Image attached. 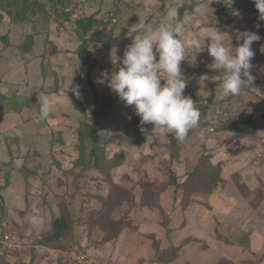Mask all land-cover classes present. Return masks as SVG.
<instances>
[{
	"label": "rangeland",
	"instance_id": "374dc122",
	"mask_svg": "<svg viewBox=\"0 0 264 264\" xmlns=\"http://www.w3.org/2000/svg\"><path fill=\"white\" fill-rule=\"evenodd\" d=\"M42 1H46L45 9L25 16L21 23L30 24L34 34L40 26L47 43L37 57L22 61L41 67L43 78L23 83L32 89V97H26L31 99V116L26 115L30 121L6 137L11 147L5 157L0 155V160L10 162L7 173H0V182L9 188L0 193V264H77L76 257L83 264H264V60L254 56L252 83L239 95H226L214 76L216 69L210 67L213 58L205 39L209 31L219 28L237 46L242 43L236 39L238 32L261 30L264 21L258 19L253 0H238L232 23H228L225 5L236 0H85L88 16L113 12L118 19L117 24L102 29L110 40L108 47L90 43L94 56L103 63L93 74L104 111L97 119V139L106 159L119 153L124 156L123 165L112 170L116 187L94 167L93 140L79 138L85 124L95 121L85 68L76 52L70 57L59 55L61 51L51 41L59 35L63 42L69 40L70 50L79 48L76 24L65 15L79 0ZM169 7H176L178 13L184 9L178 34H198L204 48L197 53L190 49L187 60L181 62L188 80L184 94L196 101L200 120L180 142L181 155L172 167L169 133L147 139L135 107L119 101L109 108L114 93L97 82L102 72L111 73L120 66L134 37L130 36L132 28L138 22L155 26ZM5 18L8 24V15ZM66 33L73 38L66 39ZM252 47L255 55L258 50L264 52V39ZM63 69L69 76L61 83L59 70ZM205 75L208 79L200 82ZM76 86L85 113L72 104L71 88ZM41 95L49 100L47 118L39 115ZM21 104L14 105L17 111ZM225 104L232 108L227 123L249 118L252 131L248 135L238 137L220 131L221 124L213 125L214 106ZM208 126L215 133L209 134ZM144 127L151 130L153 125ZM202 155L212 157L219 185L211 193L176 187L171 171L183 184ZM63 208L72 222L71 233L60 244L48 245L45 240ZM34 215L38 224L32 223ZM6 234L11 235L14 247L3 243ZM172 248L177 256L170 261L163 253Z\"/></svg>",
	"mask_w": 264,
	"mask_h": 264
},
{
	"label": "clouds",
	"instance_id": "9594fccd",
	"mask_svg": "<svg viewBox=\"0 0 264 264\" xmlns=\"http://www.w3.org/2000/svg\"><path fill=\"white\" fill-rule=\"evenodd\" d=\"M260 21H264V0H253ZM178 10L169 7L162 20L155 26L148 22H138L132 28V39L120 61V66L111 73L102 72L97 82L105 84L126 106H134L135 114L140 118L141 132L148 139L159 134H174L183 141L188 132L195 128L200 120V111L196 101L184 94L188 80L185 78L181 62L187 60V53L202 49L199 35L180 36L177 22ZM260 27L259 24L256 25ZM219 28L212 29L205 37L207 50L226 95H239L245 86L254 80L251 73L255 56L253 43L261 36L255 31L238 32L236 39L242 41L233 46L226 39L227 33ZM202 49V50H201ZM117 62V60H116ZM202 76L200 82L207 80ZM79 86L72 87L77 97ZM40 118L49 115V100L38 97ZM151 124L149 130L144 127ZM32 223L38 224V215L32 217Z\"/></svg>",
	"mask_w": 264,
	"mask_h": 264
},
{
	"label": "trees",
	"instance_id": "16d2710c",
	"mask_svg": "<svg viewBox=\"0 0 264 264\" xmlns=\"http://www.w3.org/2000/svg\"><path fill=\"white\" fill-rule=\"evenodd\" d=\"M49 2V0H48ZM85 0H79L77 2V6L74 8L64 9L62 10L65 15L71 19L76 24V31L79 40L81 41V45L76 51L78 59L80 60L82 66L85 68L86 75V83L89 85L93 92L94 97V109L93 115L95 116V121L93 123L85 124L84 130L81 131L79 138L82 142L86 140H93L95 146L92 150L91 157L93 159L94 167L101 170L102 174L107 176L109 183L112 187H116L118 185L114 184L112 180V170L118 168L124 163V156L122 154H116L109 160L106 159L102 152V146L99 144L97 135L99 131V126L97 119L104 114V111L101 109V94L100 91L94 81L93 74L103 68V63L99 62L98 59L94 56L93 52L90 49V43L101 44L105 47L109 46L110 40L106 38L103 34L102 29L107 25H115V24H104L101 21V16L97 17L95 15L88 16L87 12H85V16L79 18H73L74 9L77 7L83 8L85 5ZM238 0H236L229 7L225 5V15L227 16L228 23L233 22V15L238 7ZM46 7V1L42 0H1L0 3V24L5 19V16L8 15L11 21L16 23H23L26 21L25 16H29V14L36 15L37 11L44 10ZM55 9V8H54ZM184 9H180L179 17L176 23H180L184 17ZM21 14L23 17H21ZM18 15L23 18H18ZM118 20V19H117ZM118 23V21H117ZM116 23V24H117ZM257 33L261 36V39H264V23L261 27V30L257 31ZM28 37L27 39H30ZM255 58H261L264 60V52L258 50L256 52ZM214 76L219 79L218 70L214 71ZM219 82L220 79H219ZM72 104L74 108L81 112L85 113L86 108L82 101L77 97L75 93L71 96ZM121 101L119 97L114 93L109 108H112L116 103ZM232 108L229 110L231 115ZM230 119V117H229ZM229 119L225 121H220L221 124L219 127L220 131H229L233 132L238 137H244L248 135L252 131V126L249 118L243 119L237 123H227ZM224 123V124H223ZM208 124V123H207ZM218 124V125H219ZM169 156H170V165L171 167L176 161L180 158L181 155V144L179 140H177L174 134L169 133ZM211 156L202 155L198 161V164L195 168L190 172L186 181L183 184L178 182V176L175 172L172 173V181L176 187H183L187 189H193L192 191L198 192H206L211 193L215 187L219 185L220 178L215 174L217 170V166L211 162ZM6 188V185L0 186V192ZM157 195L155 194V198ZM146 200V196L143 198V202ZM190 201V200H189ZM0 202L3 204V198L0 196ZM188 203V199H187ZM3 209V208H2ZM72 230V222L69 218L68 212L62 209V214L59 218H57L53 222V228L51 230L50 235L46 238L45 242L48 245H58L64 238L71 233ZM249 242H247L248 245ZM163 256L168 257L173 260L177 256V250L174 248L163 253Z\"/></svg>",
	"mask_w": 264,
	"mask_h": 264
},
{
	"label": "crops",
	"instance_id": "0c3cea01",
	"mask_svg": "<svg viewBox=\"0 0 264 264\" xmlns=\"http://www.w3.org/2000/svg\"><path fill=\"white\" fill-rule=\"evenodd\" d=\"M83 9L88 12L87 3H85ZM9 18L8 24H4L7 18H5L3 20V23L0 24V155L2 154L3 157H5L7 149L11 147L9 146L10 144L7 140L9 135H11V133H15L17 129L25 127V125L28 123V120L30 121V118L27 117V119L26 115L31 116V106L28 105V102L31 99L26 97H32V89H29L28 86H25L23 83H37L40 81V76H42L43 78L41 67L38 68L36 66H33L32 64V66H29L30 64H23L22 61L24 59L27 60V57H30L31 60L37 57V52L39 50L44 51L47 43V41L44 39L46 34L43 33L44 31L40 26V30H38L34 34L32 33V28L31 30H29L30 24L16 23L11 21V19ZM30 35H32L31 37H33L32 41V38L27 39L28 37H30ZM65 37L66 39L73 38L70 33H66ZM55 39L57 40L55 41ZM51 41L55 44L57 52L61 51V54L59 53V55H62L64 57H70V55L74 54L78 49H75V51L70 50L68 48L69 40L63 42L59 38V35ZM42 45L43 49L41 48ZM21 49H24V52L21 51ZM63 51L65 52L63 53ZM4 55L8 59L4 58ZM56 55L58 54L56 53ZM39 59L40 58H37V60ZM68 76L69 75L64 73V69L59 70V78H61V83H63V80L65 78H68ZM2 96H4L3 101ZM17 103H22L18 111L14 106ZM9 163V160H0L1 174L4 175L5 173H7L6 170L8 169ZM4 185L6 184H0V186ZM4 189L8 190L9 188L6 185V188ZM2 195L4 197L5 193H3Z\"/></svg>",
	"mask_w": 264,
	"mask_h": 264
},
{
	"label": "built area",
	"instance_id": "2783aa9c",
	"mask_svg": "<svg viewBox=\"0 0 264 264\" xmlns=\"http://www.w3.org/2000/svg\"><path fill=\"white\" fill-rule=\"evenodd\" d=\"M83 16H85V12H84L83 8L77 7L74 9L73 18L76 19V18L83 17ZM100 19H101L102 23H104V24H110V23L116 24L118 21L117 17L115 16V14L113 12H111L110 14H107V15H102ZM230 109H231V106L229 104H225V106L224 105H215L213 110H212V117H211V119H212L211 122L213 123V125H217L220 123V121H225V120L229 119V117H230L229 110ZM205 130L209 134L215 133V129L213 126H208ZM3 238H4L3 243H5L11 247H14V244L11 242V235L10 234H6ZM74 260L77 264H83L84 263L83 259L81 257H76Z\"/></svg>",
	"mask_w": 264,
	"mask_h": 264
}]
</instances>
